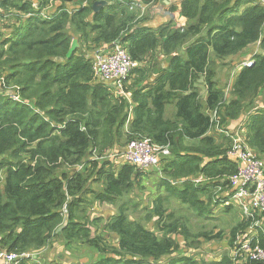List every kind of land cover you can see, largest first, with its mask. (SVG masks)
I'll use <instances>...</instances> for the list:
<instances>
[{"label":"trees","instance_id":"trees-1","mask_svg":"<svg viewBox=\"0 0 264 264\" xmlns=\"http://www.w3.org/2000/svg\"><path fill=\"white\" fill-rule=\"evenodd\" d=\"M96 1L0 0V25L8 28L0 31V253H32L54 241L66 251L94 249L99 255L88 264H252L237 242L252 237L250 246L264 248V217L232 200L239 164L228 153L240 139L264 161V0H179L168 11L186 25L155 28L141 15L164 0H103L94 14ZM113 43L137 65L114 95L93 71L95 54ZM249 57L253 64L242 66ZM231 58L220 88L214 67ZM136 139L169 148L158 164L167 195L152 201V227L131 220L122 201L142 186L141 169L108 158L122 140ZM89 194L118 209L98 234L89 228L98 220L85 215ZM171 197L205 218L214 217L212 205L227 213L239 207L225 242L233 256L197 259L195 249L223 233L191 235L164 206Z\"/></svg>","mask_w":264,"mask_h":264},{"label":"rangeland","instance_id":"rangeland-1","mask_svg":"<svg viewBox=\"0 0 264 264\" xmlns=\"http://www.w3.org/2000/svg\"><path fill=\"white\" fill-rule=\"evenodd\" d=\"M166 1V0H164ZM168 4L164 5V8L160 7L161 3L160 1L155 3L153 7H149L147 11L141 15L142 17L155 20L159 25L164 24L168 21H172L174 24H179L180 26H185L186 23L179 17L177 14L178 11L175 12H169L167 11L169 8V3L171 2L166 1ZM131 4L130 10L133 12L134 8L138 10L137 6H132ZM247 6V5H246ZM157 7H160L157 9ZM145 9V8H143ZM143 9L140 8V13L143 12ZM167 11L168 15L165 17V12ZM136 12V11H134ZM155 12V13H154ZM158 12V13H157ZM173 13V14H171ZM20 17V16H19ZM18 18V15H17ZM17 18L11 16L9 18L6 17L5 20H11L15 21ZM1 20V19H0ZM174 20V21H173ZM162 22V23H160ZM173 24V25H174ZM158 26V25H157ZM8 28H5L3 25H0V31L7 30ZM258 48L255 46L253 49V52H250L249 55L254 54V52L257 51ZM235 58L227 59L223 64L222 63H217L214 67L215 69V77L214 80L218 84L220 88H224L227 79H228V73L229 71L232 70L231 64L229 61H234ZM240 60V59H239ZM246 60V59H245ZM243 60V61H245ZM238 61V60H237ZM231 69V70H230ZM110 92L117 93L118 91L112 86H109ZM229 90V88H228ZM204 93H206V89L204 87L203 90ZM129 98V97H127ZM129 104V103H128ZM173 105V103H172ZM171 105H168L166 107L167 113L170 114L172 112V108L168 109ZM260 108H264V99L261 101L259 104ZM130 108V107H129ZM131 110V109H130ZM129 112V109H128ZM125 130L127 131V126H125ZM124 130V132H126ZM138 140V139H136ZM129 143V142H128ZM128 143H125L124 140L121 141L120 145L117 148V151H120L121 153L125 150L124 148L127 147ZM122 150V151H121ZM115 150L112 156H108L110 160H113L114 163L119 164L123 158L120 156L121 153H117ZM109 154V153H107ZM118 154V155H116ZM114 155H116L114 157ZM264 160V157L262 158ZM261 160V159H259ZM262 161V160H261ZM264 164V161H262ZM78 168V167H77ZM80 169V168H78ZM141 172L143 173L142 176V186L136 189L135 192L132 194L126 196L125 198L122 199V201H126V214L127 216L133 220L138 222L141 225H144L145 227H152L153 220L156 219V217L153 215L151 211V204L152 201L159 195L165 196L167 195V192L164 188V186H158L159 180L163 176L159 172L158 165L155 166H150L147 168H140ZM65 171H68L67 169L64 168ZM175 184V183H173ZM177 185V184H175ZM90 188L92 190H98L99 185L96 183H90ZM93 195L89 194L86 197V201L92 202L88 203L86 207V218L89 219V222L97 221L96 224L97 226L94 227L93 225H89V228L91 232H94L95 229L97 230V234L102 228V226L107 222L108 218L110 215L118 213V209L116 206H111L107 204H99L97 202H93ZM130 199V201H128ZM235 203V202H234ZM164 206L167 208V211L169 213H172L176 219L179 221L184 222L188 229L190 230L191 235L195 236L197 234L203 233V232H211L212 234H215L217 232H222L223 233V239L221 241L217 240H212L209 242H203L199 248L195 249V252L197 256V259H206V260H219L222 255L228 253V255L233 256V251L226 245V240L228 239V234L230 229L236 224V222L240 219V213L241 210L239 207H232L230 212H222L220 211L221 208L218 206L215 208L213 205L211 206L212 211L214 213V217L212 218H205L203 216H198L196 213H193L189 208L186 206L180 204L175 198L171 197L168 200V203L164 204ZM151 212V213H149ZM63 213L65 214V209L63 210ZM150 214V216H149ZM149 216V217H148ZM94 233H92L93 236ZM54 241L50 242V245L45 247L44 249L40 251H33L32 253H26L28 254V258L30 259V264H49L54 261H60L61 259H69L73 261H78L79 264H88L89 261H94L98 257V253L94 249H84L83 246H70V251H66L64 248L59 249L56 247V243L53 244ZM54 247V248H53ZM62 255V256H60ZM27 258V259H28ZM63 261V260H62Z\"/></svg>","mask_w":264,"mask_h":264},{"label":"built area","instance_id":"built-area-1","mask_svg":"<svg viewBox=\"0 0 264 264\" xmlns=\"http://www.w3.org/2000/svg\"><path fill=\"white\" fill-rule=\"evenodd\" d=\"M93 61L95 75L102 81L112 85L118 91L117 93L123 94L124 83L132 70L137 66L125 50L113 43L110 47L98 50ZM252 64L253 61L250 57L241 63L245 67H250ZM127 114L126 126L131 117V110ZM211 117L212 119L215 118V112L212 113ZM228 154L239 164L237 173L230 178V184L234 188L232 200L242 207L244 214L249 212L247 208V205H249L251 211H257L264 217L263 162L255 158L245 148L240 139L234 141L233 147ZM120 156L124 161L138 168H147L158 165L163 158L168 157L169 148L167 145H155L149 139H138L130 141ZM241 240L237 243L241 245V250L246 259L252 261V264H264V248L259 247L258 244L250 246L252 237ZM28 257V254L1 252L0 264H19L21 260Z\"/></svg>","mask_w":264,"mask_h":264},{"label":"water","instance_id":"water-1","mask_svg":"<svg viewBox=\"0 0 264 264\" xmlns=\"http://www.w3.org/2000/svg\"><path fill=\"white\" fill-rule=\"evenodd\" d=\"M166 4H168L166 1H164ZM107 2L106 1H96L92 4L91 8H92V12L94 14L98 13L103 7L107 6ZM78 44L77 41L74 39L71 42L70 48L66 54V58H70L72 53L76 50ZM67 224V220H64L63 224L56 230V233H59L61 230H63L65 228Z\"/></svg>","mask_w":264,"mask_h":264},{"label":"crops","instance_id":"crops-1","mask_svg":"<svg viewBox=\"0 0 264 264\" xmlns=\"http://www.w3.org/2000/svg\"><path fill=\"white\" fill-rule=\"evenodd\" d=\"M177 1H179V0H171V2L169 3V4H176L175 2H177ZM161 3V5H160V7H162V9H166V8H164V5H167L164 1H161L160 2ZM160 7H157V9H159ZM142 9H143V6H142ZM143 11H144V9H143ZM168 11V10H167ZM167 11L165 12V17H167V15H168V13H167ZM155 13V12H154ZM158 13V12H157ZM160 23H162V22H160ZM145 25L146 26H149V27H152V28H155V27H157V25L159 26V24L155 21V20H148V22H146L145 23ZM159 65L158 66H160V68L161 67H163L164 66V62H160V63H158ZM200 95L201 96H203V98L205 99V95H206V93H204L203 92V88H202V90L200 91ZM170 108H172V112L170 113V114H168L167 112H166V115L167 116H171V114L173 113V105L171 104V106L168 108V109H170ZM131 115H132V112H131ZM125 130V129H124ZM56 245V244H55ZM56 247H58L57 245H56ZM59 248V247H58ZM60 249V248H59Z\"/></svg>","mask_w":264,"mask_h":264}]
</instances>
